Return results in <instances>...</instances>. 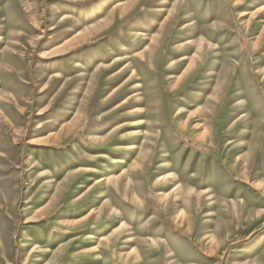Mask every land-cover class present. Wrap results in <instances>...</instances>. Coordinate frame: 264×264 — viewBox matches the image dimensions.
I'll use <instances>...</instances> for the list:
<instances>
[{
	"label": "rangeland",
	"instance_id": "374dc122",
	"mask_svg": "<svg viewBox=\"0 0 264 264\" xmlns=\"http://www.w3.org/2000/svg\"><path fill=\"white\" fill-rule=\"evenodd\" d=\"M0 264H264V0H0Z\"/></svg>",
	"mask_w": 264,
	"mask_h": 264
}]
</instances>
